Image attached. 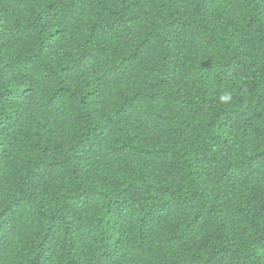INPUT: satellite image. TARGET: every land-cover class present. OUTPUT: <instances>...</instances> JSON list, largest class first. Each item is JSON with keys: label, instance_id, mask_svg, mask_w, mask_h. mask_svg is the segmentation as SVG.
Listing matches in <instances>:
<instances>
[{"label": "trees", "instance_id": "16d2710c", "mask_svg": "<svg viewBox=\"0 0 264 264\" xmlns=\"http://www.w3.org/2000/svg\"><path fill=\"white\" fill-rule=\"evenodd\" d=\"M0 264H264V0H0Z\"/></svg>", "mask_w": 264, "mask_h": 264}, {"label": "clouds", "instance_id": "9594fccd", "mask_svg": "<svg viewBox=\"0 0 264 264\" xmlns=\"http://www.w3.org/2000/svg\"><path fill=\"white\" fill-rule=\"evenodd\" d=\"M230 95L229 94H223V95H221L220 96V100L222 101V102H227L228 100H230Z\"/></svg>", "mask_w": 264, "mask_h": 264}]
</instances>
